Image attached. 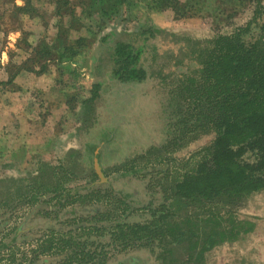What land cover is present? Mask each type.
Returning a JSON list of instances; mask_svg holds the SVG:
<instances>
[{
	"label": "trees",
	"instance_id": "1",
	"mask_svg": "<svg viewBox=\"0 0 264 264\" xmlns=\"http://www.w3.org/2000/svg\"><path fill=\"white\" fill-rule=\"evenodd\" d=\"M21 1L24 3L21 6L12 1L14 12L38 15L36 0ZM51 2L53 18L57 19L55 38L52 42L43 38L32 45L31 56L25 62L28 66H18L17 74L10 75L8 83L21 71L42 75L51 64L80 55L89 48L90 39L81 32L85 23L91 21L99 26L100 36L95 43L110 53L111 82L105 92L106 102L114 110H135L137 106L141 110L139 106L156 84L168 97L169 126L160 147L129 157L123 163L126 172L116 171L121 176H148L151 198L147 204L141 205L108 186V175L102 168L87 174V182L80 186L65 184L73 172L62 164L44 168L33 179L27 196L41 189L33 196L35 200L46 196L61 206L92 201L98 208L89 217L92 224L76 221L74 228L48 234L42 253L62 258H54L50 264H204L206 250L227 242L220 212H231L264 191L263 3L261 0ZM209 3L217 6L205 5ZM253 4V14L245 24L236 26L230 34L218 33L206 40L178 37L155 27L143 28L142 24L120 33L104 34L110 23L124 25L135 21V13L139 11H170L175 20L208 12V17L217 21L224 15L235 18L240 9ZM74 34L79 35L73 37ZM166 36L174 38L173 46L170 44L173 52L165 49L164 52L159 47V41L164 42ZM104 90V82L96 81L91 97L84 102L86 110L91 111V119L94 104ZM205 136H211L212 140L198 152L186 160L176 158V153ZM115 138L112 134L109 139L112 142ZM109 142L102 145L108 146ZM99 146L90 148L92 157L98 160L104 147ZM143 159L145 163L140 164ZM152 163L155 164L149 170ZM180 165L186 169L172 179L170 186H162L164 180L174 176L171 168ZM155 188L156 192L150 193ZM155 193L163 195L160 200ZM139 206L149 212L145 222L130 220ZM197 210L202 211L203 217L193 215ZM235 223L239 228L248 227L237 231L235 236L254 227L248 221L235 219ZM4 249L6 246L0 252Z\"/></svg>",
	"mask_w": 264,
	"mask_h": 264
},
{
	"label": "rangeland",
	"instance_id": "2",
	"mask_svg": "<svg viewBox=\"0 0 264 264\" xmlns=\"http://www.w3.org/2000/svg\"><path fill=\"white\" fill-rule=\"evenodd\" d=\"M12 1L0 0V82H5L10 75L17 74L18 66L22 64L28 66L25 62L31 56L32 45H36L43 38L52 42L56 35L54 26L57 24V19H54L52 15V2L36 0L34 6L38 10V15L31 17L14 12ZM14 2L19 6L24 4L21 0H14ZM261 2L264 5V0ZM205 5L217 6L215 3ZM254 7V4L247 5L240 9L235 18L228 19L227 15H224L217 21L214 17H208V12H204L203 16L175 20L170 11L163 13L139 11L135 13V21H128L126 25L110 23L105 28L104 34L120 33L142 24L143 28L155 27L166 34L206 40L218 33L230 34L236 26L245 24L251 18ZM98 32V25L92 24L91 21L85 23L81 35L90 39L89 48L73 59L61 64H51L45 76L41 78L43 81L38 79L42 77L41 75L21 71L16 75L18 78L15 86L6 87L0 83V99L6 105L13 106L17 102L15 100L18 96L15 94L17 90L13 91V88L21 90L22 85H30L33 82L32 91L28 96L34 103H43H40V106L35 105V108L29 111V126L31 125L29 128L33 131L29 133L30 136L33 135V141L30 144L24 145L22 142L25 141L14 140L9 132L2 133L0 182L8 181L6 184L0 183V248L6 246L4 249L6 251L0 252V264H50L54 258L62 259L49 253H42L45 250L43 249L44 239L49 237L48 234L52 231L58 233L74 228L76 221L85 225L92 224L89 217L98 208L94 207L96 204L92 201H90L92 204L73 202L61 206L57 200H50L46 196H40L38 200H35L33 196L41 189H36L32 196H27L34 185L33 179L40 176L44 168L59 167L62 164L73 172V177L65 184L80 186L87 182L88 175L96 167V160L100 168L104 169L109 176L117 173L116 171L125 173L124 161L116 162L125 153L139 150L140 153L137 152L131 156L145 154L152 148L160 147L166 138L169 108L168 97L164 95V92L161 96L157 93V96L155 94L146 100L145 113L155 114V118L146 117L142 112L143 109L138 113L132 111L134 108L114 110L109 106V102H106L108 95L105 92L111 82L112 64L110 53L102 49L100 43H95L97 36H100ZM91 34H95L96 37L91 38ZM78 35L74 34L73 37ZM159 42L160 49L172 51L170 44L172 43L173 46L174 38L166 36L164 42L162 40ZM163 51L161 54H165ZM99 80L104 82L105 90L94 104L95 114L91 119V111L86 110L84 102L91 97L92 86ZM19 95L18 99H21L22 94ZM112 134L116 135V138L111 142L108 139ZM107 140L110 144L102 145ZM211 140V136L200 138L176 153V158L183 160L190 158ZM150 141H153V146H147ZM95 144L97 146L101 144L98 148L104 146L100 160L97 157L93 158L90 152V148ZM28 146L34 150H27ZM167 151L170 152V150ZM145 161L146 159H143L139 163L143 164ZM153 164L155 163L150 164L149 170H152ZM183 167L180 165L177 168H171L170 166L174 176L164 180L162 186H170L172 179L182 173V169H186ZM159 177H162V174H159ZM147 178L148 176L127 174L122 177V180L126 181L125 185L121 181L115 184L113 189L141 205L147 204L151 198L147 189ZM156 190L157 188L150 193ZM260 195L258 199H255L257 195L252 197L251 201L249 198L245 205L232 209L231 212H220L225 224L223 228L227 231L224 236L227 242L206 250L203 253L204 264H264V254L255 247L260 239L259 244L264 247L263 219L259 221L262 235L248 231L235 236L237 231L248 229V227L236 226L235 219L240 221L248 219L249 207L253 199L264 203V191L258 194ZM155 196L160 200L163 195L155 193ZM154 198L152 200L158 203L159 201ZM143 208L139 206L137 211L130 215V220L133 222L148 220L149 212ZM260 212L263 214L264 211ZM195 214L203 217L200 210L193 213ZM143 252L146 251L143 250Z\"/></svg>",
	"mask_w": 264,
	"mask_h": 264
},
{
	"label": "crops",
	"instance_id": "3",
	"mask_svg": "<svg viewBox=\"0 0 264 264\" xmlns=\"http://www.w3.org/2000/svg\"><path fill=\"white\" fill-rule=\"evenodd\" d=\"M25 73H27V72H25ZM29 74H32V73H29ZM44 74L41 75L42 77L38 78L39 81H43L41 78H43L45 76ZM17 78L18 77H15L14 80H12L10 83H8V80H9V77H8L5 82H0V83L3 86H6V87L15 86ZM35 79H37V78H35ZM33 85H34V82L32 84H30V85H22L23 87L21 88V90L17 89V88H13L12 89L13 91L16 89L17 93H15V94H18V96L15 99L17 102H15V104L13 106H12V104H10V105H6V103L4 104L3 101L0 99V142H1V139H3L2 138V133L4 131L11 133L13 135L14 140L25 141V142H22V143H24V145L25 144H30L33 141V135L30 136V134H29L30 132H33L30 129L31 125L29 126V121H30L29 111L33 110L35 108V105L36 106H40L41 104H43L42 102H40L41 104L40 103H34L33 100H31V97L28 96L30 91H32ZM150 90H151V92L144 99V102L140 106V108H141V110L143 109L142 112H144L146 117L155 118V114H146L145 113V107L147 106L146 100L150 99L155 94L157 96V93H158V96H161V91L159 90V87L156 84L154 85V88L150 89ZM19 94H22L21 95V99H18L19 96H20ZM132 111L138 113V111H140V110H138V106H137L136 109L135 110L132 109ZM108 140H110V139H108ZM152 142L153 141L148 142L147 146H153L154 144H152ZM66 143L70 144L68 142H66ZM30 149L31 148L28 146L27 150H30ZM0 150H1V148H0ZM11 150H13V149L11 148ZM31 150H34V149H31ZM132 152H134V153H132ZM137 152L140 153L139 150H132V151H130L128 153H125L123 155V157L119 161H116V162L120 163L122 161H125L131 155H133V154H135ZM122 177L123 176H121L120 174H117V173H113V175H111V176L108 175L109 185H111V187L114 188L113 186L115 184H117L118 182H121V181L124 182V185H125L126 181L125 180L123 181ZM262 192L256 193L252 197L257 195L255 197V199H258V198L261 197V195L258 196V194H260ZM252 197H250V201H251ZM255 199H253V201L250 203V205H251L249 207L250 211L248 212V214H250V216H248L249 218L248 219H242V221H247L248 220V222H250V223H252L254 225L253 230L249 231V233H255V234L259 233L260 235H262L263 231H262L261 226H259V221H260V219L264 220V216H263L264 212H263V214L260 212V211H264V203H260L259 201L255 200ZM259 212L261 214H259ZM260 242H261V239L256 243L255 247L258 249V251H261V253L264 254V247H262V245L259 244Z\"/></svg>",
	"mask_w": 264,
	"mask_h": 264
},
{
	"label": "water",
	"instance_id": "4",
	"mask_svg": "<svg viewBox=\"0 0 264 264\" xmlns=\"http://www.w3.org/2000/svg\"><path fill=\"white\" fill-rule=\"evenodd\" d=\"M95 168L97 169V171H100V166H99L97 160H96V167Z\"/></svg>",
	"mask_w": 264,
	"mask_h": 264
}]
</instances>
